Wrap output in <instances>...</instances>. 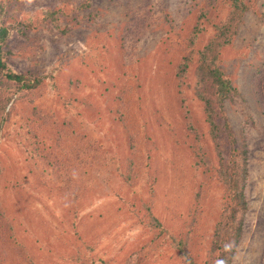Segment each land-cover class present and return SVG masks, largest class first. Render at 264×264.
Returning <instances> with one entry per match:
<instances>
[{"label":"rangeland","instance_id":"obj_1","mask_svg":"<svg viewBox=\"0 0 264 264\" xmlns=\"http://www.w3.org/2000/svg\"><path fill=\"white\" fill-rule=\"evenodd\" d=\"M244 1L233 32V0H0L9 68L43 76L0 75V264H221L218 151L248 158L230 263L264 264V0ZM210 41L239 91L220 147L198 93Z\"/></svg>","mask_w":264,"mask_h":264},{"label":"trees","instance_id":"obj_2","mask_svg":"<svg viewBox=\"0 0 264 264\" xmlns=\"http://www.w3.org/2000/svg\"><path fill=\"white\" fill-rule=\"evenodd\" d=\"M233 9L236 13L230 17V21H236L233 32L236 30L237 23H239L243 16L249 9L248 4L244 0H233ZM10 27L4 24L0 25V75L5 80H9L17 84L16 91H32L43 84V76H36L32 73H15L9 66L6 59V52L4 50L5 43L9 37ZM230 30V26H222L219 39H223L222 43L228 44L231 41L225 32ZM223 44H217L216 41H210L199 52V97L205 102L208 122L211 126L212 139L218 144L221 141H228L229 139L221 135V130L234 136L232 127L223 114L225 112V101L233 98L239 93L236 86L233 85L231 79L226 76L224 70L219 65V57L216 48ZM182 64L181 70L188 69V59ZM11 96H7L5 106L11 101ZM214 103H216L217 110L214 112ZM219 119L225 120V128L222 127ZM235 142V140H234ZM222 146L224 143L221 144ZM232 145L235 147L234 143ZM220 147V146H219ZM224 148V146H223ZM220 167L219 178L224 182L229 190L230 200L227 205L224 220L220 221L215 231V239L213 246L220 250L221 264H231V257L235 251V245L243 233V223L245 215L249 209V204L246 199L245 185L248 177V165L244 160H248L247 155H244V160L240 159V153L234 154L230 152V158L227 153L218 151ZM155 220V218H154ZM159 225V224H158ZM183 242V241H181ZM184 248V243L180 244ZM190 264H195L191 260Z\"/></svg>","mask_w":264,"mask_h":264}]
</instances>
